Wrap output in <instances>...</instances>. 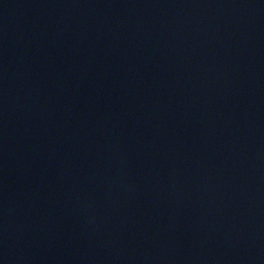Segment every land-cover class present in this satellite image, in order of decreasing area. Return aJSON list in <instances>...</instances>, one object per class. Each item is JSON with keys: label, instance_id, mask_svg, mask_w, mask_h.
<instances>
[{"label": "water", "instance_id": "obj_1", "mask_svg": "<svg viewBox=\"0 0 264 264\" xmlns=\"http://www.w3.org/2000/svg\"><path fill=\"white\" fill-rule=\"evenodd\" d=\"M0 264H264V0H0Z\"/></svg>", "mask_w": 264, "mask_h": 264}]
</instances>
